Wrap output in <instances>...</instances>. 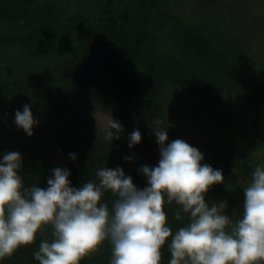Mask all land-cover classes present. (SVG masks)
Wrapping results in <instances>:
<instances>
[{
	"label": "trees",
	"instance_id": "trees-1",
	"mask_svg": "<svg viewBox=\"0 0 264 264\" xmlns=\"http://www.w3.org/2000/svg\"><path fill=\"white\" fill-rule=\"evenodd\" d=\"M250 4H241L247 11L240 19L226 0H0V156L22 154L25 187H47L57 166L70 169L79 188L98 183L99 168L120 165L143 188L140 166L160 158L150 127L158 118L169 134L180 130L205 147L211 139L219 144V156L204 155V162L225 180L205 199L222 205L234 224L247 186L238 177L249 181L250 163L264 165V154L254 150L264 151V59L254 49L264 21L248 16ZM24 104L39 121L31 137L15 123ZM99 112L122 128L103 132ZM137 128L142 142L130 149ZM110 130L116 135L107 139ZM246 132L251 154L244 152ZM116 199L106 191L102 202L111 210ZM164 210L173 233L189 223L174 201ZM42 238H51L50 226L0 264H39L33 254ZM110 259L105 242L81 264ZM170 259L166 244L161 264Z\"/></svg>",
	"mask_w": 264,
	"mask_h": 264
},
{
	"label": "clouds",
	"instance_id": "clouds-1",
	"mask_svg": "<svg viewBox=\"0 0 264 264\" xmlns=\"http://www.w3.org/2000/svg\"><path fill=\"white\" fill-rule=\"evenodd\" d=\"M15 123L31 137L39 121L24 104L15 112ZM154 123L160 158L155 166H140L147 179L143 188L120 165L99 168V182L79 188L72 185L70 169L57 166L47 187H25L19 174L22 154L0 156V259L32 244L50 226L51 238H42L33 254L39 264H81L105 242L111 245L110 264H161L166 244L169 264H264V165L250 163L252 179L233 224L222 205L205 199L212 186L224 183L223 171L205 163L202 152L183 139L170 141L158 118ZM109 128L119 130L122 124L113 118ZM114 135L110 130L106 138ZM141 142L137 128L129 134V148ZM69 156L77 159L75 153ZM106 191L117 196L111 210L102 202ZM173 201L189 214V223L174 233L164 210Z\"/></svg>",
	"mask_w": 264,
	"mask_h": 264
},
{
	"label": "rangeland",
	"instance_id": "rangeland-1",
	"mask_svg": "<svg viewBox=\"0 0 264 264\" xmlns=\"http://www.w3.org/2000/svg\"><path fill=\"white\" fill-rule=\"evenodd\" d=\"M237 7H236V1L234 0H226V2L234 9L231 10V13L234 14V16L242 19L244 13L247 11L246 8L242 7L241 4L243 5V3H250V6L248 7V11L249 13V17L257 19L260 18V22L264 21V0H259L260 2L258 3V0H237ZM236 7V8H235ZM261 24V29L260 31L264 33V25L262 23ZM257 39L259 41H257V44L254 45V49L256 50V52L259 54L263 55V59H264V35L257 37ZM256 67L258 70H260L259 64H256ZM112 119V116L107 114V113H103V112H99L97 114H95V120L97 125L99 126V128L104 132L107 131L109 129V121ZM246 120H248V118H246ZM241 128L243 127V125L240 126ZM169 134V133H168ZM246 138H244V145H247L248 147L246 149H244V152L246 154H251L253 148H250V140H251V136L246 132ZM183 139L184 141H186L187 143H189L192 146L197 147L203 155H207L210 157H215V156H219V151L217 150V148L219 147L218 143H215L214 141H212V139L210 140V142L208 143V147L204 146V142H202V140H198L197 142H193L192 141V137L188 132H183L180 130H177L176 134L173 132V129L170 130V134H169V140H174V139ZM204 140V139H203ZM256 150V154L260 155V154H264L262 151V149H254ZM238 182L242 183L244 186L248 185V183H250L251 179L244 181V177H238L237 179Z\"/></svg>",
	"mask_w": 264,
	"mask_h": 264
}]
</instances>
